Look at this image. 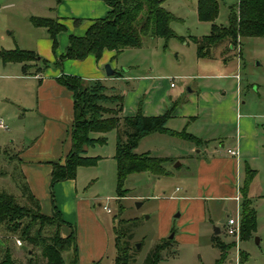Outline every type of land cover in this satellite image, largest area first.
<instances>
[{"label":"rangeland","instance_id":"1","mask_svg":"<svg viewBox=\"0 0 264 264\" xmlns=\"http://www.w3.org/2000/svg\"><path fill=\"white\" fill-rule=\"evenodd\" d=\"M44 1L46 0H0V51L30 49V31L35 29L30 17L40 16L36 13L40 12L39 7L43 6ZM164 3V7L178 18L171 23L176 36L169 40L146 36L142 40V46L128 48L117 56L118 61L114 59L105 63L116 66L121 74L128 77V80L108 82L109 87H115L108 88V93L120 96L128 88V84L133 88L138 86L137 77L151 72L156 80L169 79L175 85L171 88L172 93L186 98L190 89L220 88L224 91L236 88L237 79L230 74L238 70L242 77L239 115L245 112L254 114L263 144L261 156L249 159L247 163V166L256 170L249 196L257 210L258 227L247 241H243L241 235L238 240L227 235L225 222L236 215L237 207L242 216L241 194L239 203L210 195L203 202V208L197 205L191 212L190 209L185 211L181 200L170 198L175 194L178 196L185 193L184 186L189 189L188 194L198 192L194 159L198 156L196 153L192 154V161L181 163L180 160L173 159V162L166 163L167 170L172 173L170 175H154L147 171L129 174L125 181L128 196L118 200L115 159L117 131L114 129L106 134V145L89 149V155L100 156L97 164L80 167L77 174L79 193L92 199L98 218L107 231L106 249L99 264H115L116 257L122 255L126 247H130L128 264H145L156 244L168 240L167 247L162 252L161 264H215L220 256V249L214 243L215 226L221 228L218 236L222 241L235 244L223 264H264V37H243L237 48L230 53H222L226 49L225 43L212 50V57L199 58L193 37L208 35L212 27L211 22L200 19L199 0H166ZM238 3L239 0H220V11L215 22L218 25H228L230 9ZM203 63L209 66L203 67ZM105 65L102 70L106 73ZM218 67L222 69V74L229 76L203 77L208 72L219 74L216 71ZM16 72L18 68L9 71V67L0 59V120L9 127L0 128V191L14 194L23 202L17 182L22 175L19 154L10 146L20 144V138L29 129V119L22 118L19 104L23 102V96L30 97L27 94H31L33 86L30 80L15 77ZM111 109L118 115L119 103L115 101ZM180 124L179 120L172 124L168 121L171 128H179ZM193 130L210 138L212 147L220 148L223 138L229 140L228 143L225 141L226 146H229L235 138L234 124H212L205 114L197 123L187 127L188 132L193 133ZM14 140L15 143H12ZM176 142L178 140L171 135L156 132L142 138L136 152L171 158L177 154L173 148ZM187 145L192 144L187 142ZM206 146L207 143L203 141L200 148L204 149ZM205 152L200 156L207 157L209 154ZM245 174L243 164L242 180ZM242 185L243 183L239 188ZM177 187L181 189L180 193L176 192ZM203 193L208 195L206 187L203 188ZM105 206L110 212L104 209ZM222 219L224 223H220ZM122 229L127 232V237L122 236ZM14 238L15 244L12 241ZM17 238L20 239L18 234L8 233L0 227V257L1 251L10 244L13 256L22 263H27L29 255L41 259L39 247L24 241L19 246ZM64 255L66 264H72V252L65 251Z\"/></svg>","mask_w":264,"mask_h":264},{"label":"crops","instance_id":"2","mask_svg":"<svg viewBox=\"0 0 264 264\" xmlns=\"http://www.w3.org/2000/svg\"><path fill=\"white\" fill-rule=\"evenodd\" d=\"M42 5L39 7L40 12L36 14L40 17L58 19L66 26L67 30L59 34L58 48L54 51L53 40L48 29L35 26L32 23L35 29L30 31L31 46L30 49L23 48V50L35 51L43 60L49 62V66L44 67L39 62L38 65L25 68L23 63L3 62L9 67V71L18 68L15 77L30 80L33 86L31 94L30 92L27 94L30 97L23 96L24 100L19 104L22 118L28 117L29 119V129L20 138V144L16 146L13 144L10 147L19 154L21 174L27 181L32 194L39 200L42 212L47 215L52 214L54 197L63 219L67 222V225L62 228L63 234L68 235L72 231V227L75 228L79 264H99L106 249L108 236L105 227L98 218L92 199L86 194L79 193L77 177L52 185V164L64 161L69 153L72 146L71 134L74 121L73 93L62 85L58 78L62 73H66L80 76L88 82L101 81L107 89H115L114 86L109 87L108 82L118 79L128 80V77L123 74L108 76L103 72L102 67L105 63L112 62L114 59L118 61L115 51L111 50H105L100 60H97L94 55H89L84 60L67 59L63 62L62 68L56 64L58 56L66 52L70 34L84 35L93 20L108 15L111 7L105 0H46ZM76 19L80 20L78 24L75 23ZM223 52H227V50H222ZM202 66L207 68L209 65L203 63ZM237 66L239 69L240 65ZM39 67H44V69ZM112 67L119 71L116 66L112 65ZM216 71L219 74L208 72V74H203V77L229 76L222 74L220 67ZM230 75L237 79L236 88H228L224 91L220 88L192 89L186 98H182L172 93L171 88H174L175 85L172 86L173 82H170L169 79H159V81L151 75V72H147L137 77L139 83L136 88L128 84V88L122 94L119 93L125 98L121 113L125 117L135 115L140 104L142 112L146 116L162 115L171 109L170 124L176 120L181 122L179 128H171L167 123L171 130L187 129L197 123L203 114L208 116L212 124L226 126L234 124L235 138L231 140L232 144L226 146V142L229 140L223 138L220 148L212 147L210 138L203 136L202 132L198 130H193L192 134L207 143L204 149L200 148L202 143L198 145L172 136L178 142L173 147L177 154L171 159L180 160L182 163L187 160L192 161L193 153L198 154L197 157H194L196 159L198 192L188 194L189 189L184 186L185 193L170 196L172 200H181L185 211L190 209L191 212L194 208L196 209L197 205L203 208V202L210 195L217 199L234 200V197L240 194L241 188L239 187L246 177L245 174L243 180L241 179L243 164L247 171V167H250L247 166L249 159H256L262 154L261 131L255 124L254 114L245 112L239 115V89L242 77L238 70ZM187 142L192 145H187ZM12 143H15V140ZM229 148L236 149L238 155L228 154ZM204 151L209 154L207 157L200 156ZM170 174L172 173L170 172ZM204 187L207 188L208 195L203 193ZM180 191L181 189L177 187L176 192L180 193ZM99 205L102 204L99 203Z\"/></svg>","mask_w":264,"mask_h":264},{"label":"trees","instance_id":"3","mask_svg":"<svg viewBox=\"0 0 264 264\" xmlns=\"http://www.w3.org/2000/svg\"><path fill=\"white\" fill-rule=\"evenodd\" d=\"M105 1L111 7L107 16L93 20L84 35H69L66 52L58 56L56 61L60 68L67 59L84 60L89 55H94L100 60L105 50L115 51V55L118 56L128 48L142 46V40L146 36L162 37L166 40L176 36L171 23L178 18L164 7L165 0ZM219 11L220 0H199L200 19L212 24L208 35L193 37L199 58L212 57V50L225 43L227 53H230L237 48L243 37H264V0H239L237 6L231 7L229 23L226 26L215 22ZM30 20L35 26L48 29L53 40V49L56 51L58 36L67 30L66 26L58 19L50 17L32 16ZM79 22V19L75 20L76 24ZM0 59L4 63H23L25 68L38 65L39 62L44 67L49 66V62L43 60L35 51L19 48L1 50ZM44 67L39 68L44 69ZM120 74L119 71L116 72V76ZM58 81L73 93L74 121L69 153L64 161L52 164V185L60 181L76 179L80 167L96 165L100 156L89 155V149L97 145H106L108 142L106 134L114 129L117 131L115 159L118 200L128 196L125 181L129 174L146 171L154 175L170 174L165 164L173 162V159L136 152L142 138L158 132L198 145L203 142L187 129L175 131L167 126L172 115L171 109L162 115L146 116L140 104L135 115L125 117L121 114L124 96L109 95L107 87L101 81L88 82L80 76L66 73H62ZM115 101L119 103L118 115L111 109ZM255 173V170L247 167L246 177L240 190L243 241H247L258 227L257 210L249 196L250 184ZM17 182L23 202L14 194L0 191V227L2 226L8 233L18 234L25 243L39 247L41 259L29 255L27 263H22L13 256L9 244L1 251L0 264H66L65 251L72 252V264H79L77 232L72 227L68 235L62 234L61 230L67 222L63 219L54 197L52 214H44L39 200L32 194L24 176L21 175ZM121 233L123 237H127L125 230L122 229ZM12 241L15 244V238ZM168 241L156 244L145 264H161L162 252L167 247ZM10 242L9 239L8 243ZM214 243L220 249V256L215 264H223L229 250L235 244L225 243L218 235L214 237ZM129 248L126 247L122 255L116 257L115 264L129 263Z\"/></svg>","mask_w":264,"mask_h":264},{"label":"built area","instance_id":"4","mask_svg":"<svg viewBox=\"0 0 264 264\" xmlns=\"http://www.w3.org/2000/svg\"><path fill=\"white\" fill-rule=\"evenodd\" d=\"M172 86H174V83H172ZM0 128L8 129L9 127L5 125L2 120H0ZM227 152L228 154L233 155V156L238 155V151L236 149L229 148ZM234 200L237 203H239L241 200L240 194L235 196ZM104 208L108 212H110V209L107 206H105ZM225 225H226L225 231L228 236L235 237L237 240L240 239L239 237L241 235V230H242V217L239 214L238 207L236 210V215L229 217L228 220L225 222ZM16 241L19 246L23 245V242L21 239L17 238Z\"/></svg>","mask_w":264,"mask_h":264},{"label":"water","instance_id":"5","mask_svg":"<svg viewBox=\"0 0 264 264\" xmlns=\"http://www.w3.org/2000/svg\"><path fill=\"white\" fill-rule=\"evenodd\" d=\"M105 69H106V74L108 75V76H114L115 74H116V70L112 67V65L111 64H106L105 65ZM190 91H191V89H190ZM139 204H141V203H139ZM225 221L222 219L221 221H220V223H224ZM221 232V229H220V227L219 226H215V234L216 235H218L219 233ZM174 236V233L171 235V238ZM140 245H137V247H139Z\"/></svg>","mask_w":264,"mask_h":264}]
</instances>
